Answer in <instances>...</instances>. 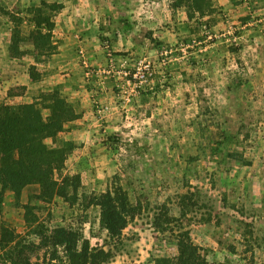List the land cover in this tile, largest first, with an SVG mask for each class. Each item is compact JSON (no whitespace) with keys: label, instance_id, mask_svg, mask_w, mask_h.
I'll return each mask as SVG.
<instances>
[{"label":"rangeland","instance_id":"rangeland-1","mask_svg":"<svg viewBox=\"0 0 264 264\" xmlns=\"http://www.w3.org/2000/svg\"><path fill=\"white\" fill-rule=\"evenodd\" d=\"M172 2L0 0V105L70 103L44 142L64 149L56 180L79 177L76 200L70 179L50 199L0 184V242L62 225L110 250L102 264H155L188 231L206 264H264V0ZM114 183L135 207L118 240L85 200Z\"/></svg>","mask_w":264,"mask_h":264},{"label":"trees","instance_id":"trees-1","mask_svg":"<svg viewBox=\"0 0 264 264\" xmlns=\"http://www.w3.org/2000/svg\"><path fill=\"white\" fill-rule=\"evenodd\" d=\"M206 5V0L172 2L173 7L184 6L190 16L193 11L202 12ZM62 6L61 3L49 4L51 9ZM13 89L7 90L8 96L13 95ZM47 94L44 107L49 109V114L46 117L37 102L0 105L1 189L19 192L28 183H39L41 190L37 196L40 198L50 199L57 194L66 197L70 179L73 185L70 197L76 200L78 175L64 176L60 182L54 177V170H60L65 159L64 149L44 142L45 138L54 137L65 121L73 119L75 111L57 92ZM85 200L87 206H99V222L108 236L120 239L135 209L126 190L114 183L104 192L86 196ZM29 227L35 239L21 237L11 229L9 240L0 242V264H31L30 255L40 250L44 251L43 260L48 264H102L113 256L110 250L81 245L82 233L78 228L62 225L48 228L41 224ZM176 246L175 256L158 257L155 264H206L200 247L192 241L188 231L179 232Z\"/></svg>","mask_w":264,"mask_h":264},{"label":"built area","instance_id":"built-area-1","mask_svg":"<svg viewBox=\"0 0 264 264\" xmlns=\"http://www.w3.org/2000/svg\"><path fill=\"white\" fill-rule=\"evenodd\" d=\"M109 56H110V54H109ZM109 60H110V62H112V61H113V58H112V57H109ZM140 64L142 65V66H140V68H141V67H144V69H146V70L153 68L152 65H150L149 63L143 65V64L140 62ZM140 68H139V69H140ZM139 71H140V70H139ZM138 73H139V76H140V77H142V76L144 75V74H142V73H140V72H138Z\"/></svg>","mask_w":264,"mask_h":264},{"label":"crops","instance_id":"crops-1","mask_svg":"<svg viewBox=\"0 0 264 264\" xmlns=\"http://www.w3.org/2000/svg\"><path fill=\"white\" fill-rule=\"evenodd\" d=\"M54 58L52 60H55L56 62H59V55L55 54V56H53Z\"/></svg>","mask_w":264,"mask_h":264}]
</instances>
